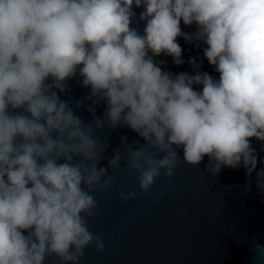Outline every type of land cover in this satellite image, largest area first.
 Returning a JSON list of instances; mask_svg holds the SVG:
<instances>
[{"label":"clouds","instance_id":"clouds-1","mask_svg":"<svg viewBox=\"0 0 264 264\" xmlns=\"http://www.w3.org/2000/svg\"><path fill=\"white\" fill-rule=\"evenodd\" d=\"M179 38L218 77L185 61ZM162 56L192 72L167 70ZM72 80L88 89L75 109L61 98ZM120 127L144 143L123 137L107 157L100 133ZM253 140L264 151V0H0V264H80L89 245L103 252L88 220L110 170L138 173L140 191L121 192L124 201L205 157L213 177L243 167L245 188L255 172L264 192ZM256 251L264 261V246Z\"/></svg>","mask_w":264,"mask_h":264},{"label":"water","instance_id":"water-1","mask_svg":"<svg viewBox=\"0 0 264 264\" xmlns=\"http://www.w3.org/2000/svg\"><path fill=\"white\" fill-rule=\"evenodd\" d=\"M142 9H136L137 17ZM141 32L144 24L132 25ZM183 31L193 32L195 26ZM184 49L183 58L202 60V71L218 77V73L203 58L200 48L179 38ZM166 68L174 73L192 72L185 63L176 66L171 57H163ZM70 91L61 98L69 100L75 109V101L83 98L88 89L77 80L69 82ZM104 105L97 108L96 115L103 113ZM86 122L92 116L81 108L76 110ZM110 147L106 156L114 150H123L121 140L128 143L139 140L136 133L120 127L100 133ZM260 158L264 159L261 143L253 140ZM182 157L183 153L180 152ZM208 158L199 167L179 162L171 179L163 173L149 190L147 196L124 201L121 192L140 191L137 175L125 168L123 174L114 176L110 191L95 193L97 213L88 220L90 231L102 237L106 248L97 252L89 245L80 264H264L256 245L264 246V192L255 185V172L250 190L245 169L223 168L215 177L205 172ZM107 164V159L101 166ZM264 167L258 163L257 170ZM46 264H52L49 259Z\"/></svg>","mask_w":264,"mask_h":264},{"label":"trees","instance_id":"trees-1","mask_svg":"<svg viewBox=\"0 0 264 264\" xmlns=\"http://www.w3.org/2000/svg\"><path fill=\"white\" fill-rule=\"evenodd\" d=\"M160 59H162V57H160Z\"/></svg>","mask_w":264,"mask_h":264}]
</instances>
